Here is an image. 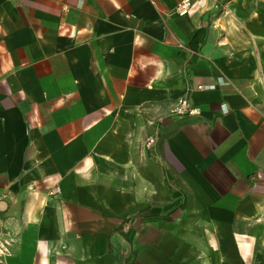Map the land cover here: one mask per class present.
<instances>
[{"label":"crops","instance_id":"obj_1","mask_svg":"<svg viewBox=\"0 0 264 264\" xmlns=\"http://www.w3.org/2000/svg\"><path fill=\"white\" fill-rule=\"evenodd\" d=\"M181 1L0 0L3 264H264V0Z\"/></svg>","mask_w":264,"mask_h":264},{"label":"built area","instance_id":"obj_2","mask_svg":"<svg viewBox=\"0 0 264 264\" xmlns=\"http://www.w3.org/2000/svg\"><path fill=\"white\" fill-rule=\"evenodd\" d=\"M192 0H182L181 3L178 5L177 9L180 13H185L187 12V10L189 9V7H191L192 5ZM199 87L201 88L202 85H199ZM197 111V108L192 105V103L190 102L189 98L187 96H183L180 97L173 108V112L175 114H179V115H184V114H191ZM154 141V138L151 137L149 139V143H152ZM60 187L59 185H57L52 191L51 193H56L59 192ZM3 197L0 195V200ZM0 219H1V213H0ZM8 253V243L4 242L2 244H0V264L4 263V256L7 255Z\"/></svg>","mask_w":264,"mask_h":264}]
</instances>
